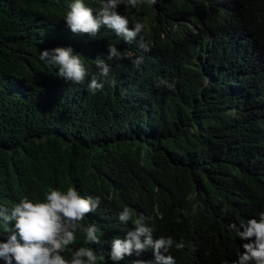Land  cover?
Listing matches in <instances>:
<instances>
[{
    "label": "trees",
    "instance_id": "16d2710c",
    "mask_svg": "<svg viewBox=\"0 0 264 264\" xmlns=\"http://www.w3.org/2000/svg\"><path fill=\"white\" fill-rule=\"evenodd\" d=\"M71 2L0 0V264H125L149 237L166 252L163 232L181 264H245L264 247V66L247 45L264 52V0L229 25L202 0H142L161 31L113 60L102 13L75 25ZM231 38L241 77L217 59ZM142 215L156 231L130 229Z\"/></svg>",
    "mask_w": 264,
    "mask_h": 264
},
{
    "label": "clouds",
    "instance_id": "9594fccd",
    "mask_svg": "<svg viewBox=\"0 0 264 264\" xmlns=\"http://www.w3.org/2000/svg\"><path fill=\"white\" fill-rule=\"evenodd\" d=\"M141 1L142 0H72L68 11L69 18H71V21L75 25H82L86 21L90 20L95 13L101 12L102 14L100 19L109 23L110 26L107 30L117 43L116 50L119 51V54L114 53L110 59L113 60L124 52H131L135 54L137 51L142 50L146 45L151 44V40L147 37V35H153L158 33V31H161V29L159 30V28L156 27V21L153 19V15L156 12L155 6L148 7ZM149 1L151 3L153 2V0ZM204 1L210 3L208 7L209 13L218 17L225 25H229V23L225 22L226 20L223 19L221 15L224 14L230 17L239 2V0H202L203 3ZM142 5L146 6L145 11L142 9L141 14L133 13L135 7ZM180 21L190 27L193 32L198 30L197 25L192 24L187 20ZM200 26L202 31L206 30L204 22H202ZM170 34L171 33H168L166 35ZM166 35L159 33L158 36H154V40L156 41L157 38L163 39ZM232 37H234V35ZM225 44L228 48L227 52L222 55V59H217L223 64L222 68L224 72L228 71V73H233L234 75H239L241 77L236 68L240 67L241 63L229 65L228 62L224 60L230 57L231 51L236 49L241 50L242 45L234 38L227 40ZM247 45L248 47H251L254 56L259 62H262V65L264 66V52L260 47L256 46V41L250 40ZM130 46L133 47L134 51H130L128 49ZM207 46L210 47V44ZM205 54H207V51ZM209 77V72L204 74L203 82L207 83ZM233 100L235 102L240 101L238 98ZM223 103L229 105L226 100ZM157 215L160 216L159 213H157ZM260 215L263 216V219H257L256 225L259 231L263 232L264 238V210L263 212H260ZM147 222L149 226L156 231L152 223H150L149 218L145 215L135 219L131 223L130 229L133 232L139 231L141 226ZM12 223L13 220H11V225ZM159 234L164 237L168 246V250L166 252L161 247L153 244L152 239L149 237L146 246H133L127 253H125V264H181L177 253L183 248V240L179 236L171 235L165 232H163V234ZM140 239L145 243V237ZM254 250H256L255 247H249L248 252H246V256L242 258V261L245 264H264V247L262 250L258 251L255 256L253 254ZM9 260H11L12 264H36L38 261L32 256L31 250L22 251L18 257H10ZM21 261H24V263Z\"/></svg>",
    "mask_w": 264,
    "mask_h": 264
}]
</instances>
